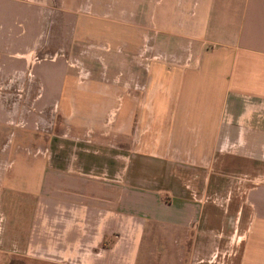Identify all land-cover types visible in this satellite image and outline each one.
Returning <instances> with one entry per match:
<instances>
[{
	"label": "crops",
	"instance_id": "0c3cea01",
	"mask_svg": "<svg viewBox=\"0 0 264 264\" xmlns=\"http://www.w3.org/2000/svg\"><path fill=\"white\" fill-rule=\"evenodd\" d=\"M162 1L146 67L84 80L31 58L40 0H0V264H264V0Z\"/></svg>",
	"mask_w": 264,
	"mask_h": 264
},
{
	"label": "rangeland",
	"instance_id": "374dc122",
	"mask_svg": "<svg viewBox=\"0 0 264 264\" xmlns=\"http://www.w3.org/2000/svg\"><path fill=\"white\" fill-rule=\"evenodd\" d=\"M25 1L29 4L37 2ZM151 4L155 5V0H40L42 27L33 46L34 50L30 52L31 58H63L84 80L103 77L114 80L118 77L114 73L123 67L127 69L125 72L129 79L135 66L146 67L152 51L149 31L138 24V19L141 21L148 17ZM134 30H142L141 43L134 42ZM17 82L13 80L6 89L1 90V97L7 100L8 108L13 111L23 110L21 105L27 104L33 94L30 91L29 96L16 90ZM17 100L20 102L19 108L15 106ZM114 113L115 110L108 112L110 115ZM43 114L42 127L48 131L52 127L53 115L48 109ZM31 139L33 142L37 141V137ZM29 151L15 156L13 179L20 178L18 173L25 172L28 163L35 167L43 164L39 154L33 156L35 151ZM38 175L37 172L33 173V179L37 180ZM36 191L35 186L31 195H36ZM14 221L15 219H10L9 223ZM4 258L5 256L2 257ZM7 258L9 260L10 257ZM14 258L16 257L13 256L8 264H21V260Z\"/></svg>",
	"mask_w": 264,
	"mask_h": 264
},
{
	"label": "built area",
	"instance_id": "2783aa9c",
	"mask_svg": "<svg viewBox=\"0 0 264 264\" xmlns=\"http://www.w3.org/2000/svg\"><path fill=\"white\" fill-rule=\"evenodd\" d=\"M110 115V114H109Z\"/></svg>",
	"mask_w": 264,
	"mask_h": 264
}]
</instances>
